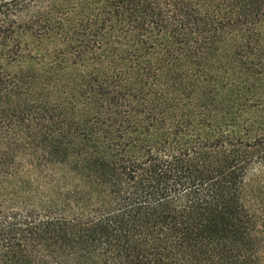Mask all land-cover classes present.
I'll return each instance as SVG.
<instances>
[{
    "label": "trees",
    "instance_id": "16d2710c",
    "mask_svg": "<svg viewBox=\"0 0 264 264\" xmlns=\"http://www.w3.org/2000/svg\"><path fill=\"white\" fill-rule=\"evenodd\" d=\"M0 264H264V0H0Z\"/></svg>",
    "mask_w": 264,
    "mask_h": 264
}]
</instances>
